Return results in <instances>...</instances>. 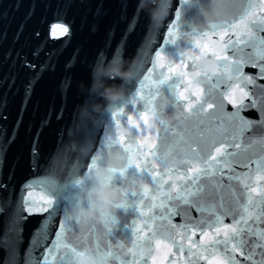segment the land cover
Listing matches in <instances>:
<instances>
[{
  "label": "water",
  "instance_id": "water-1",
  "mask_svg": "<svg viewBox=\"0 0 264 264\" xmlns=\"http://www.w3.org/2000/svg\"><path fill=\"white\" fill-rule=\"evenodd\" d=\"M200 3L211 4V0H200ZM180 7H183L181 0H157L156 3L154 0H0V264H25L26 260L38 264L41 255L46 254L45 249L54 240V236L44 237L42 233H55L58 228L51 227L53 221H44L48 213H28L26 190L33 192V198L47 194L36 177H49L61 185L66 182L71 166L78 161L81 164L79 172L84 173L90 157L100 149L105 134L117 133L115 118L110 120V114L129 100L133 92L139 90L143 77L152 70L155 53L165 48L170 23L175 22L174 12ZM159 9L167 10L163 20L152 18L151 14ZM238 9L239 6L230 9L227 6L225 9L213 7L207 17L185 13L184 24L205 27L219 19H231ZM253 12V22L264 20V0H253ZM61 28H67V33H62ZM184 30L182 26L181 31ZM253 31L255 36L264 37V32ZM245 38L242 31L238 34L234 30L224 36L223 40L219 36H212L210 47H223L226 42L237 39L241 41L240 47H243ZM173 48L168 45L165 51ZM245 51L251 52L252 49L247 48ZM198 63L206 69L216 67L210 59H202ZM160 71L157 68L155 76ZM125 72L131 73L132 78L121 79L118 76V73ZM243 72L255 78L258 69L245 66ZM193 84L205 88L207 92L206 82L199 77L194 79ZM259 86H264V79H256L255 86L242 83L240 91L232 97L235 104L228 103L219 95L217 103L225 105V113L233 114L242 105L249 104L253 97L259 98L262 94ZM151 87L155 90L154 85ZM114 88L123 89V99L109 103L106 92ZM227 89V83H221L219 91ZM148 90L146 86L144 93ZM242 91H247L248 97H242ZM166 95L169 100L172 99L170 91ZM191 99L195 103V96ZM155 103L160 105L161 99L157 98ZM179 103L183 105L184 101ZM157 111L161 112V109ZM182 111L184 115L170 103L162 107L163 122L159 116L150 119L147 125L142 120L138 121L141 128L136 130L139 132L137 143L141 145V155L147 149L148 159L151 160L152 152L155 151L149 147L151 144L157 148H162L165 143L175 144L179 137L173 136V131L183 132L185 139L195 135L194 124L199 118L191 116L186 109ZM215 111V107L210 110ZM125 113L136 119L134 110L129 112L125 108ZM262 115L257 108H246L240 112V116L249 121L251 127L239 137L242 141L240 148L226 146V153L235 152L238 155L228 157L233 163L224 168V175L213 170L204 176L203 165L194 162V166L188 168L179 162L174 152L170 158L177 163V173L167 179V184L175 183L180 189L184 183L199 176L197 185H192L190 192H196L197 186L202 191L189 195L187 199L204 208L215 205L216 211H221L222 202L223 210L228 212L223 222L229 226L233 216L240 214L239 205L246 203L250 195L255 207H248L251 216L255 218L256 213L264 207L261 203L264 179L260 178L264 173ZM219 122L214 121L217 124ZM119 132L124 133L125 144L128 137L134 134L123 118ZM232 143L230 139L226 140V144ZM183 146L187 148V145ZM245 147L248 149L246 152L243 151ZM137 163L142 168L146 167L142 159H138ZM258 166L262 173L257 172ZM162 168L163 165H158L157 171ZM195 168L200 171L196 172ZM230 168L240 175L243 183L251 187L245 190L236 180L229 181L226 173ZM129 174L125 186L130 192L142 194L144 187L154 188L149 178L135 167L129 169ZM29 182L35 185L31 189L28 188ZM151 195L149 191L144 198L143 208L137 203V198L129 197L135 207H130L123 215L119 210H113L117 212L121 225L117 239L126 245L134 239L132 220L137 221V226H143L148 216L152 215L147 205L158 201H150ZM172 195L175 196L176 192L173 191ZM122 200L120 196L118 202ZM166 204L173 225L213 220L208 211H197L196 207L179 200ZM140 211L145 212L144 217L138 215ZM161 211L164 209H153L155 213ZM60 221L62 215L56 216L55 222ZM160 223L157 220L153 228ZM101 225L100 218L86 220V227H92L98 233L103 231ZM169 231L175 230L169 228ZM212 238L202 239L201 233L197 231L190 239L199 243L201 248L193 245L192 251L207 247ZM41 239L45 242L37 246ZM184 243L183 253H178L176 247L169 251L164 247L157 249L153 244L152 256L157 264H189L190 260L197 261V264H210L211 259H224L223 256L208 257L206 252L197 259L188 253L189 242L186 240ZM147 247L144 240H141L137 252H143L142 260L147 259L148 264H152V260L148 259ZM256 251L259 253V249ZM129 256L128 251L122 254V258ZM236 259L239 264H248L239 251ZM256 259H259V255Z\"/></svg>",
  "mask_w": 264,
  "mask_h": 264
},
{
  "label": "snow or ice",
  "instance_id": "snow-or-ice-1",
  "mask_svg": "<svg viewBox=\"0 0 264 264\" xmlns=\"http://www.w3.org/2000/svg\"><path fill=\"white\" fill-rule=\"evenodd\" d=\"M181 2L183 7L174 12L175 22L170 23L167 32L168 39L165 44V48L168 45H172L174 48L168 52L165 51V48H161L155 53L152 70L143 77L139 90L133 92L129 100L110 114V120L115 118L117 133L105 134L100 149L90 157L83 174L79 172L81 164L78 161L71 166L66 182L61 185H57L49 177H36L42 189H46L47 194H40L38 198H33V192L26 190L28 213L32 215L48 213L44 221H53L51 227L58 228L55 233L46 231L42 233L44 237L53 235L54 240L45 249L46 254L41 255L38 264H78V262L79 264H90L93 256L98 258L97 264H148L147 259L142 260L143 252H137L141 240H144L148 246V259L152 260V264H157L152 256L153 244L157 249L164 247L169 251L172 247H176L178 253H183L186 240L189 242L187 250L190 256H196L199 259L205 252L208 253V257L223 256V260L211 259L210 264H239L236 259L238 251L245 257L248 264H264V227L260 226L264 225V207L253 218L248 205L255 207V204H253L250 195L246 203L239 205L240 214L233 216L231 226H229L223 222L228 212L223 210L222 202L220 204L221 211H216L215 205L204 208L187 199L189 195H195L196 192L202 191V188L197 186L196 192H190L191 186L197 185L199 176L184 183L180 189L175 183L167 184V179L174 177L177 173V163L170 158L174 152L179 157V162L187 165L188 168H192L194 162L203 165L205 171L202 175L204 176L209 175L213 170L224 175V168L233 163L228 157L238 155L235 152L226 153V146L240 148L242 141L239 137L251 127V123L241 117L240 112L246 108H257L264 114V86H259L262 93L259 98L253 97L249 104L242 105L233 114L225 113V105L217 103L219 95L228 103L235 104L232 97L237 91H240L242 83L255 86L256 79H264V37L255 36L253 31L264 32V20L259 23L253 22V0H211V4L204 5L200 3V0H195V2L181 0ZM226 6L229 9L239 6L238 11L233 14L231 19H219L201 28L184 24L185 13L207 17L211 8L225 9ZM140 8L142 10V6ZM182 26L186 29L183 32L181 31ZM234 30H237L238 34L241 31L245 34L243 47H240L239 39L230 40L223 47H210L212 36H219L223 40L224 36ZM60 31L66 34L68 29L61 28ZM178 40L181 43H177ZM247 48H251L252 51L246 52ZM202 59H210L215 62L216 67L214 69L202 67L198 63ZM245 66L258 69L255 78L243 72ZM157 68L161 71L158 76H155ZM197 77L206 82L207 92L205 88L193 84ZM221 83H227L226 91H219ZM152 85L155 86V90H152ZM146 86L149 90L145 94ZM169 91L171 100L166 95ZM241 95L248 97L249 93L242 91ZM192 96H195V103L191 99ZM157 98L161 99L160 105L155 103ZM180 101H184V104L181 105ZM170 103L175 105L181 115L185 114L182 109H186L191 116L199 118L194 124L195 135L185 139L183 132L173 131L172 135L178 136L179 140L173 145L165 143L162 148L151 144L149 147L155 151L152 152V159L149 160L148 150L145 149L144 154L141 155V145L137 143L139 132L136 130L141 128L138 121L142 120L147 125L150 119L159 116L163 122L162 107ZM137 105L139 107H135ZM196 105L199 106L196 107ZM214 107L216 111L210 112ZM125 108H128L129 112L135 111V120L132 115L125 113ZM158 108L161 109V112L157 111ZM121 118L131 126L134 132L128 137L126 144L124 133L119 132ZM217 120L220 122L214 123ZM262 122H264V115H262ZM167 134L166 130L165 135L167 136ZM227 139L233 143L226 144ZM193 141L199 142L194 143ZM144 143L146 144L147 141ZM183 145H187V148ZM247 150V147L243 149L245 152ZM217 157H221V159H217ZM138 159H142L146 167L142 168L137 163ZM158 165H163L159 171H157ZM243 166L247 167L246 164ZM133 167L149 178V182L154 185V188L144 187L142 194L130 192L125 185L129 179V169ZM98 169L107 170L110 174L99 181L89 182L87 177ZM195 171L199 172L200 169L195 168ZM257 172L262 173L259 166ZM226 175L229 181L236 180L241 183L245 190L251 187L249 184L243 183L240 175L235 173L234 169L230 168ZM260 178L264 179V173ZM34 186L32 182H29V189ZM85 188H90L93 191L103 188L115 189L123 198L122 202H116L112 204L111 208L100 211L102 233H98L92 227H86L87 218L82 215L83 209L94 210L96 201L85 192ZM149 191L152 193L150 201H158V203L150 202L147 205V210L152 215L148 216L143 226H137V221L132 220L134 239L126 245L117 239L121 225L117 212L113 210H119L123 215L129 211L130 207H135L136 205L129 201V197L137 198V203L143 208L144 198L148 196ZM173 191L176 192L175 196L172 195ZM173 200H179L183 204L196 207V210L200 212L208 211L213 220L180 226L173 225L166 204V202L170 204ZM261 203L264 204V196L261 197ZM156 207L164 209V211L153 212ZM58 215H62V221L55 222ZM138 215L144 217L145 212L140 211ZM249 219L252 220L251 223H249ZM157 220L162 223L153 228ZM43 223L42 221V225ZM169 228L175 231H169ZM197 231L201 233L202 239H208L210 236L213 238L207 247L193 252V245L198 249L201 248L199 243L190 239ZM249 241H251L250 244ZM44 242V239L39 240L37 246ZM246 247L247 251H245ZM257 249H259V253H257ZM125 251L130 253L129 258H122ZM257 255H259V259H256ZM25 264H31V262L26 260ZM189 264H197V261L190 260Z\"/></svg>",
  "mask_w": 264,
  "mask_h": 264
},
{
  "label": "clouds",
  "instance_id": "clouds-1",
  "mask_svg": "<svg viewBox=\"0 0 264 264\" xmlns=\"http://www.w3.org/2000/svg\"><path fill=\"white\" fill-rule=\"evenodd\" d=\"M157 0H154V3H156ZM162 2V0H160ZM153 19H159L163 20L167 15L166 9H159L157 11H154L152 14ZM118 76H120L121 79H131L132 74L131 73H118ZM123 89L122 88H114L106 92V99L109 101V103H115L123 99ZM110 173L107 170L104 169H98L93 172L92 175L87 177V180L89 182L92 181H99L103 178H106ZM85 192L96 201V207L94 210L84 208L82 215L90 220L99 219V213L101 210L109 209L111 208L112 204L118 202L120 200V193L119 191L115 189H100L98 191H93L90 188H85ZM97 259L95 256H93L92 260L90 261V264H97ZM79 264V262H78Z\"/></svg>",
  "mask_w": 264,
  "mask_h": 264
}]
</instances>
